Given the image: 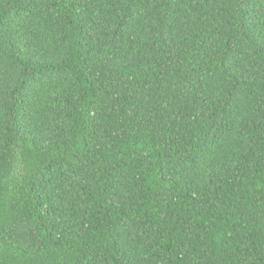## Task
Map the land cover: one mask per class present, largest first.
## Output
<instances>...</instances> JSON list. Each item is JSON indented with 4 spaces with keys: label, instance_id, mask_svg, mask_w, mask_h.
Returning <instances> with one entry per match:
<instances>
[{
    "label": "trees",
    "instance_id": "obj_1",
    "mask_svg": "<svg viewBox=\"0 0 264 264\" xmlns=\"http://www.w3.org/2000/svg\"><path fill=\"white\" fill-rule=\"evenodd\" d=\"M0 264H264V0H0Z\"/></svg>",
    "mask_w": 264,
    "mask_h": 264
}]
</instances>
